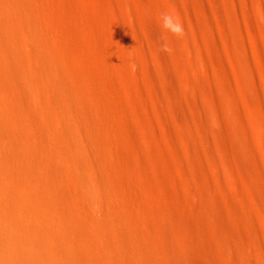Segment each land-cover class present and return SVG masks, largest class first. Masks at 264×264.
Here are the masks:
<instances>
[{"label":"rangeland","instance_id":"374dc122","mask_svg":"<svg viewBox=\"0 0 264 264\" xmlns=\"http://www.w3.org/2000/svg\"><path fill=\"white\" fill-rule=\"evenodd\" d=\"M35 4L48 18L43 34L54 46L53 68L70 72L80 88L100 81L98 93L132 115L127 122L151 173L148 181L138 179L143 189L136 191L127 219L122 201L87 202L79 190L56 181L63 168L59 159L49 169L43 163L47 130L36 127L32 116L53 115L50 96L9 91L17 101L0 107V128L14 137L0 143L12 149L20 136L25 147L17 152L34 165L0 184V264H140L133 256L123 258L118 245L133 236L149 242L154 259L167 264L260 263L264 246L252 245V255L240 253L241 234L249 229L264 243V146L257 144L256 132L264 125V17L253 0ZM165 13L200 41L207 68L188 73L195 88L179 81L170 32L162 28ZM125 35L137 47L124 44ZM0 64L9 71L8 59L1 56ZM23 101L28 105L21 107ZM203 108L220 111L222 121H209ZM53 132L64 134L59 128ZM117 149L131 151L133 144ZM126 173L136 177L133 170ZM236 205L246 212L247 225L237 222ZM104 239L116 246L115 255L105 250Z\"/></svg>","mask_w":264,"mask_h":264},{"label":"bare ground","instance_id":"6f19581e","mask_svg":"<svg viewBox=\"0 0 264 264\" xmlns=\"http://www.w3.org/2000/svg\"><path fill=\"white\" fill-rule=\"evenodd\" d=\"M253 2L264 17V0ZM119 8L121 9L120 6ZM46 17L44 9L37 6L35 0H0V42L14 44L12 49L3 46L4 43L0 46V57L10 62L9 71H5L6 65L0 64V107H5L7 102L9 106L12 103L16 104V96L9 91L48 94L51 99L49 106L55 107L53 115L36 112L32 116L36 127L47 130L41 139L43 147H46L44 165L49 169L55 158L59 159L63 168L56 178L57 182L79 190L80 195L85 200L88 198L86 201L92 204L94 202L96 204L95 199L104 197L122 201L124 203L122 214L127 219L136 205L137 198H134L137 195L136 191L139 188L143 189L141 186L138 187V179L147 180L151 173L140 157L142 149L135 143L136 132L127 122L132 115L122 107L112 104L102 93H98L103 86L100 81H87L85 87L80 88L76 85L77 78L70 72L53 68L54 46L43 34L48 26ZM140 28V22H136L134 35L138 40ZM126 36L124 44L128 41ZM167 41L170 44L172 61L178 71L179 81L195 88L187 77L188 73L204 71L207 65L198 37L186 32L179 36L169 33ZM131 43L127 45L137 47V43ZM262 77L264 80V66ZM20 79L26 81V87L21 84ZM218 101L219 107L224 109L226 107L224 99L220 98ZM20 104L21 107L28 105L26 101ZM203 113L209 121L217 123L222 121L220 111L203 108ZM54 128L63 129V136L55 135ZM256 132L258 133L256 142L262 147L264 125L256 128ZM11 136L14 137L7 129L0 128V141L6 142L9 138L5 137ZM30 136L33 139L32 135ZM124 143L133 144V150L127 152L118 150L117 147ZM26 146L29 149L27 144ZM20 147H25L20 136L16 137V144L12 149L10 144L7 146L0 143L2 155L0 174L3 175L0 177V184L6 183L7 178L14 175H24L29 167L34 165L21 158L17 152L21 150ZM71 168L75 169L76 174ZM126 170H133L136 177L129 176ZM141 181L144 180H140V184L143 185L144 182ZM190 196L194 194L191 193ZM232 211L237 217V222L247 225L249 218L242 207L236 205L232 207ZM241 239L243 246L240 253L243 256L252 255L250 247L254 244L264 246L261 234L254 229L241 234ZM103 244L107 246L105 250L108 253L116 254V246L106 239L103 240ZM118 245L123 258L133 256L140 264H167L156 261L153 257V247L138 236L121 238ZM258 264H264V255Z\"/></svg>","mask_w":264,"mask_h":264},{"label":"clouds","instance_id":"9594fccd","mask_svg":"<svg viewBox=\"0 0 264 264\" xmlns=\"http://www.w3.org/2000/svg\"><path fill=\"white\" fill-rule=\"evenodd\" d=\"M162 28L176 36L182 35L184 32V29L181 23H179L178 20L174 16L169 15L167 13L163 14L162 16ZM162 46L165 51L168 50L166 44Z\"/></svg>","mask_w":264,"mask_h":264}]
</instances>
